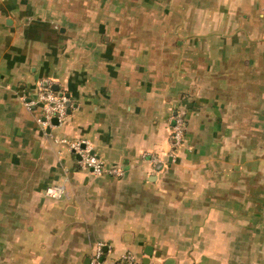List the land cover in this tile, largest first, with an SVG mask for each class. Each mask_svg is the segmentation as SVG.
<instances>
[{"label": "crops", "instance_id": "obj_1", "mask_svg": "<svg viewBox=\"0 0 264 264\" xmlns=\"http://www.w3.org/2000/svg\"><path fill=\"white\" fill-rule=\"evenodd\" d=\"M41 81L62 122L26 105ZM98 242L105 263L264 264V0H0V264H93Z\"/></svg>", "mask_w": 264, "mask_h": 264}, {"label": "built area", "instance_id": "obj_2", "mask_svg": "<svg viewBox=\"0 0 264 264\" xmlns=\"http://www.w3.org/2000/svg\"><path fill=\"white\" fill-rule=\"evenodd\" d=\"M69 101L70 97L65 90L54 89L49 81L48 83L41 81L38 83L35 95L27 98L25 103L28 107L39 106L44 120L40 117L38 120L43 124H51L55 117L59 122H62L67 117ZM171 118L172 124L169 140L172 151L175 152L185 141L188 123L185 108L179 106L174 110ZM57 140L65 142L77 154V164L80 169L117 176L124 173L121 167L112 165L97 155L87 141L70 140L64 137H58ZM152 159L154 162L158 160L157 157H153ZM47 193L54 198H59L63 193V188L62 186L51 185L47 187ZM103 249L104 243L98 242L92 257L93 264H143L133 250H127L111 263H105L104 260H101Z\"/></svg>", "mask_w": 264, "mask_h": 264}, {"label": "water", "instance_id": "obj_3", "mask_svg": "<svg viewBox=\"0 0 264 264\" xmlns=\"http://www.w3.org/2000/svg\"><path fill=\"white\" fill-rule=\"evenodd\" d=\"M54 89H59V87L57 85H53ZM70 103V102H69ZM53 122L54 123H58V119L55 117L53 118ZM107 248V247H106ZM101 260H104V255L101 257Z\"/></svg>", "mask_w": 264, "mask_h": 264}]
</instances>
